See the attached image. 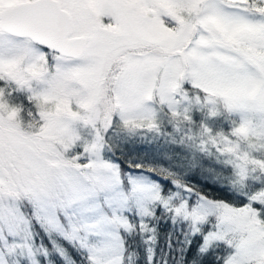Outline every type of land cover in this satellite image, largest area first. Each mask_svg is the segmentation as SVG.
<instances>
[{
	"label": "snow or ice",
	"instance_id": "6c2138e0",
	"mask_svg": "<svg viewBox=\"0 0 264 264\" xmlns=\"http://www.w3.org/2000/svg\"><path fill=\"white\" fill-rule=\"evenodd\" d=\"M0 264H264V0H0Z\"/></svg>",
	"mask_w": 264,
	"mask_h": 264
},
{
	"label": "trees",
	"instance_id": "16d2710c",
	"mask_svg": "<svg viewBox=\"0 0 264 264\" xmlns=\"http://www.w3.org/2000/svg\"><path fill=\"white\" fill-rule=\"evenodd\" d=\"M141 150H147V151H151L155 146L153 145V146H149V145H142V146H138ZM210 190V189H209ZM216 195H218V196H224V195H226L225 193H221V192H217V193H215ZM161 230H162V232H164V231H167L168 230V226L167 225H165V224H162L161 225ZM193 251H195V245L193 246ZM190 255H191V253H190Z\"/></svg>",
	"mask_w": 264,
	"mask_h": 264
}]
</instances>
